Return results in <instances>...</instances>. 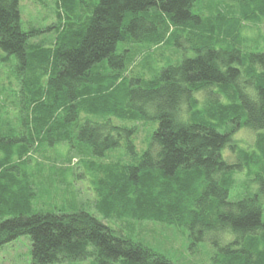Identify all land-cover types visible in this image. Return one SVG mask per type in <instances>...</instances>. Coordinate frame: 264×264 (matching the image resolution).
Returning a JSON list of instances; mask_svg holds the SVG:
<instances>
[{
	"label": "trees",
	"instance_id": "obj_1",
	"mask_svg": "<svg viewBox=\"0 0 264 264\" xmlns=\"http://www.w3.org/2000/svg\"><path fill=\"white\" fill-rule=\"evenodd\" d=\"M20 1L0 0V50L17 61L20 93L17 118L0 116V250L27 236L31 264H172L81 209L34 210L20 165L30 149L67 143L96 175L103 218L186 229L200 242L224 233L210 264H264V52L243 51L245 25L264 20V0H236L235 16L208 17L200 4L192 12L199 0H57L48 48L33 42L37 30L22 29ZM180 28L195 57L148 79L125 76L140 46L161 45ZM201 92L225 103L200 108ZM148 119L157 128L137 163L92 161L124 141L135 155L134 124ZM243 128L256 140L233 164L223 153ZM242 172L259 189L232 202Z\"/></svg>",
	"mask_w": 264,
	"mask_h": 264
},
{
	"label": "rangeland",
	"instance_id": "obj_2",
	"mask_svg": "<svg viewBox=\"0 0 264 264\" xmlns=\"http://www.w3.org/2000/svg\"><path fill=\"white\" fill-rule=\"evenodd\" d=\"M56 3L57 0L20 1L22 29L26 32L30 29L37 30L38 36L33 42L43 43V46L47 48L55 38ZM198 4H200V11L204 17L210 15L209 11L213 15L219 11L227 15H236V13L232 14V9L237 5L236 0H199L192 8L194 14H197ZM175 31L176 36L171 37V32H169L161 45L140 46L134 54L136 56H132V62L128 66L125 76L140 75L142 78L148 79L164 68L180 65L184 59L195 57L197 52L193 50L194 45L192 46L190 32L181 28ZM243 34L245 38L243 51L246 53L264 52V20L258 24H246ZM133 49L135 48L133 47ZM16 70L15 57L0 50V110H2L0 116H4V118H7L9 114L17 118L20 111L19 81ZM213 90L215 91V89ZM196 98L200 108L210 99L225 103L223 97L212 95L210 98L204 92L199 93ZM144 123L134 124L136 131L132 142L135 155L129 152L127 143L124 141L119 148L110 151L104 158H94L92 161L96 165L118 162L123 165L137 163L157 128V124L151 119ZM256 134L257 132L247 128L236 131L233 136L234 149L228 148L223 153L224 158L230 163H237L236 151L238 148L244 149V151L252 150ZM82 157L77 156L76 153H69L67 143L54 146L43 144L38 149H30L29 156L26 158L29 162L21 164L20 171L23 170L28 176V180L21 182L24 187L22 191H35L36 193L32 202L35 211H53L55 209L73 212L81 209L93 215L103 224L121 231L124 236L143 243L163 255L172 264H210L211 257L217 252L213 244L227 240L226 234L211 232L207 233L205 240L200 242L191 238L186 229L154 222H126L103 218L95 208L96 197L91 190V181L96 175L87 171L86 165L80 162ZM244 176V172L235 176L236 183L230 192V201L235 202L249 197L259 189L256 181L245 180ZM261 201L264 208V195H262ZM0 264H31L30 238L21 237L4 246L0 250ZM63 264H90V261Z\"/></svg>",
	"mask_w": 264,
	"mask_h": 264
}]
</instances>
